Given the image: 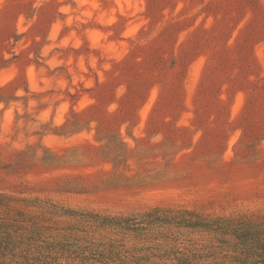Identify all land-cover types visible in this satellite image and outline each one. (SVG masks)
I'll return each instance as SVG.
<instances>
[{
    "label": "rangeland",
    "instance_id": "374dc122",
    "mask_svg": "<svg viewBox=\"0 0 264 264\" xmlns=\"http://www.w3.org/2000/svg\"><path fill=\"white\" fill-rule=\"evenodd\" d=\"M264 0H0V264H256Z\"/></svg>",
    "mask_w": 264,
    "mask_h": 264
},
{
    "label": "trees",
    "instance_id": "16d2710c",
    "mask_svg": "<svg viewBox=\"0 0 264 264\" xmlns=\"http://www.w3.org/2000/svg\"><path fill=\"white\" fill-rule=\"evenodd\" d=\"M254 256L258 257V261H256V264H264V244L260 247H255V253Z\"/></svg>",
    "mask_w": 264,
    "mask_h": 264
}]
</instances>
